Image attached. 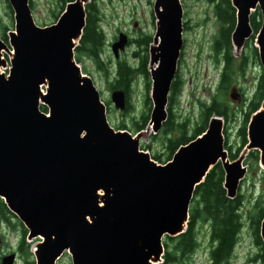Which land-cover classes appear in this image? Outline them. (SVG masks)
<instances>
[{
  "label": "water",
  "instance_id": "1",
  "mask_svg": "<svg viewBox=\"0 0 264 264\" xmlns=\"http://www.w3.org/2000/svg\"><path fill=\"white\" fill-rule=\"evenodd\" d=\"M87 1L67 4L55 23L39 26L29 0H8L16 30L9 45L0 38V197L31 230L29 239H42L39 264H56L66 251L73 264H158L164 237L185 232L196 187L218 163L227 173L228 195H237L247 172L241 169L244 155L230 162L218 132L223 121L216 117L210 124L215 130L180 146L166 165L139 149L141 133L115 130L99 90L75 58ZM234 1L240 7L232 36L238 51L254 32L247 24L251 8L262 11L257 49L264 68V0ZM169 2L176 9H168ZM154 10L159 19L154 41L161 37V44L153 49L166 55L157 53L151 61L152 118L165 119L183 46V9L180 0H155ZM126 44L121 33L113 45L117 57ZM4 51L11 55L8 77L1 71L8 64ZM259 110L246 147L259 148L264 165V103ZM261 235L264 241V222Z\"/></svg>",
  "mask_w": 264,
  "mask_h": 264
},
{
  "label": "rangeland",
  "instance_id": "2",
  "mask_svg": "<svg viewBox=\"0 0 264 264\" xmlns=\"http://www.w3.org/2000/svg\"><path fill=\"white\" fill-rule=\"evenodd\" d=\"M154 1L96 0L98 15L101 18V21L98 22L103 29L105 43L108 40L106 52L101 54L102 61L98 63L86 55L85 51H77V48L81 46L80 40L75 50L76 59L83 72L92 78L97 89L101 92L102 100L107 105L108 120L111 126L117 130L126 129L132 134L141 132L139 141L141 149L149 152L152 159L160 164H165L169 160V139L192 137L198 133L199 128L204 124L205 112L215 98L225 102L228 109L235 112L233 118L222 117V132L219 126L218 132L224 136V145L231 162H235L241 155H244L241 169L245 168L247 172L239 184L236 195V197H240L239 212L243 226L232 256L222 264H264L263 260L257 258L259 247L255 235L258 228L261 233L264 222V166L260 161L262 151L259 148L246 147L245 149V142H248L249 138L251 117L262 106L260 103L262 95L264 98L262 89H258L259 79L255 81L256 76L263 69L258 67L260 62L257 58H253L256 65L253 64L251 67L247 60L248 66L238 62L241 49L248 47L251 40L247 41V39L244 46L238 51L236 43L232 39L235 30L234 25L230 30L231 47L228 49L231 57L229 70L232 73L226 82L229 84L226 92L219 94L223 79V76L221 79L222 70L224 75L227 68V49H224L225 47L220 49L218 46L225 37L223 30L228 28V25L224 26L220 20L219 10L216 8L217 5L219 7L220 3H217V0H181L186 29L184 35L185 50L180 69V79L183 86L174 97L171 111L177 124L182 126L165 132V123L163 124L165 119L152 118L154 102L152 98L153 80L150 71L148 77L141 72L135 73L130 92L117 94L111 99V94L120 91L114 88L117 83L115 81V69L118 62H128L137 67L142 65L144 56H146L150 69V61L151 58L153 60V55L157 53L162 56L166 55L164 51L158 52L153 49V41L149 45L139 43L153 37L156 32V16L153 12ZM93 2L94 0H88L85 3L87 12L91 9L89 4ZM230 2V11L235 13V21L238 23L239 15L237 16V14L240 7L234 0H230ZM29 3L35 21L40 26L53 24L63 11L59 0H29ZM69 3L71 1L67 4ZM221 5L226 8L224 4ZM262 18L261 10L251 8L249 20L247 17V24L251 22L252 25L254 21L261 22ZM15 23L14 10L10 3L8 0H0V37L2 39V34L6 33L7 30V36L9 31L15 30ZM121 31L127 33L130 38L127 35L126 45L128 46L126 50H121L123 53L120 59L116 60L110 45ZM257 35L258 32L256 31L248 51L249 56L252 55L250 51L255 50L258 46ZM105 43L103 48H105ZM155 45L159 46V43ZM3 54L7 60L10 59L9 53L4 51ZM10 66L9 62L6 67L1 66V69L9 70ZM153 67L156 69V63ZM234 87L238 88L236 93L240 92L241 97L239 95L235 99L231 97V90ZM44 89L46 88L44 87ZM168 106L170 107V104ZM210 120L211 117L205 131L210 126ZM214 126H211L213 130H215ZM243 128L246 130V140L242 135ZM227 196L234 199L228 195V192ZM197 226V233L200 237L199 249L194 254L180 257L174 264H212L210 250L215 242L212 241L211 223L201 220ZM28 233L31 234V230L22 223L17 215L12 212L8 214L0 205V264H3L4 260L7 261V264H39L36 253L37 245L42 239L39 237L29 239ZM167 237L168 235L163 239L165 255L158 264L164 263V256L168 254ZM12 255H14L13 259H11ZM57 264H73L71 254L65 252Z\"/></svg>",
  "mask_w": 264,
  "mask_h": 264
},
{
  "label": "trees",
  "instance_id": "3",
  "mask_svg": "<svg viewBox=\"0 0 264 264\" xmlns=\"http://www.w3.org/2000/svg\"><path fill=\"white\" fill-rule=\"evenodd\" d=\"M70 1L73 0H59L63 10L65 5ZM217 3H220L219 7L218 5L216 6L217 10H219L218 12L220 20L223 22L224 26L228 25V28L223 30L225 37L218 46L220 49H223V47H225L224 49H227V70L224 75L223 84L219 90V94H222L227 90L229 84H227L226 82L230 79L232 73V71L229 70L231 65V57L229 56L228 49L231 47L230 30L234 27L236 21L235 13L230 11V0H217ZM221 4H224L226 8H223ZM89 6L92 10L89 9V11L87 12L88 20H86V26L84 28L83 36L81 39V46L77 48V51H85L86 55L93 58L98 63H101V54L103 52L105 53V48H103V45L105 43V35L98 22L100 21V17L98 15L99 10L96 7V0H94L93 3H90ZM261 25L262 21H254L252 23V27L255 32L259 31ZM2 36L4 38L3 40L8 42L7 32L2 34ZM151 42L152 37H149L148 39L142 40L139 43L149 45ZM251 52L256 53L258 57L257 48H255V50H251ZM144 57L145 58L140 67H134L128 62H118L115 77L117 84L114 86V88H123L126 93H129L135 73L141 72L146 77L149 76L148 60L146 56ZM177 80L178 79L176 77L172 86L173 92L178 91L181 87L180 81L177 82ZM258 84H256L258 85V89H262V92L264 94V74L261 78V82H259ZM261 98L263 101V95ZM172 104L173 96L170 100V105L172 106ZM42 109L46 110L45 107H42ZM214 113H217L218 115L223 116L226 119L233 118V116L235 115V112L233 110L228 109L225 102L219 101L215 98L212 101V104L207 108L205 112L204 124L199 128L196 135L192 137H181L176 140L169 139L170 155L168 159H171L173 157L180 145L187 144L189 141L202 134L208 127L209 119ZM164 126L165 132L172 131L176 127V120L170 109L169 117ZM242 135L246 140L245 128H243ZM246 143L247 142H245V144ZM225 176L226 175L224 168L222 164L219 163L209 172L206 179L196 187L190 209V221L187 227L188 229L177 237H167L166 247L168 254L164 256L165 262L162 264H174L180 257H184L187 254H194L199 249L200 237L197 233V224L201 220L209 221L211 223L212 241L215 242V245H212V248L210 250L212 264H222L223 262L228 261V259L232 256V253L239 241V235L243 224L241 222V214L239 212L240 197L230 199L227 196V190L224 187L226 180ZM0 205L3 207L5 212H7L8 214L11 213L2 200H0ZM255 235L256 242L259 247L257 258L264 261V241L261 237L259 228L258 232H256Z\"/></svg>",
  "mask_w": 264,
  "mask_h": 264
},
{
  "label": "bare ground",
  "instance_id": "4",
  "mask_svg": "<svg viewBox=\"0 0 264 264\" xmlns=\"http://www.w3.org/2000/svg\"><path fill=\"white\" fill-rule=\"evenodd\" d=\"M170 3V5L172 6V8H168V9H176V4H174V3H172V2H169ZM168 9H166V8H164L163 10L164 11H166V10H168ZM85 11H86V9H85ZM86 15H87V11H86ZM167 35H169V33H167ZM79 64V66L81 67V65H80V63H78ZM81 70H82V67H81ZM157 109H160V105L158 104L157 105ZM156 114H158V115H160V112H157ZM118 155L116 154V153H114L113 152V158L114 159H118ZM115 189H120V186L117 184V185H115ZM101 194H103V193H101ZM104 195V194H103ZM102 204H104L105 203V201L104 200H102V202H101Z\"/></svg>",
  "mask_w": 264,
  "mask_h": 264
},
{
  "label": "flooded vegetation",
  "instance_id": "5",
  "mask_svg": "<svg viewBox=\"0 0 264 264\" xmlns=\"http://www.w3.org/2000/svg\"><path fill=\"white\" fill-rule=\"evenodd\" d=\"M153 12H154V15H155V11H154V9H153ZM155 17V16H154ZM156 29L158 30V24L156 23ZM184 27H185V24H184ZM184 50H185V47H184V49H183V46H182V48L180 49V55H181V58L179 59V63H178V67H180L181 66V64H182V58H183V56H184ZM164 70H166V69H164Z\"/></svg>",
  "mask_w": 264,
  "mask_h": 264
}]
</instances>
